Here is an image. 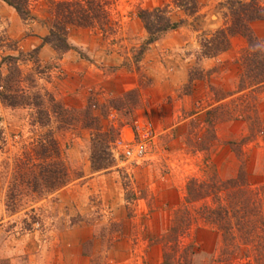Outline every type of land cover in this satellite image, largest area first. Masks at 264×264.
I'll list each match as a JSON object with an SVG mask.
<instances>
[{"label": "rangeland", "instance_id": "374dc122", "mask_svg": "<svg viewBox=\"0 0 264 264\" xmlns=\"http://www.w3.org/2000/svg\"><path fill=\"white\" fill-rule=\"evenodd\" d=\"M106 2L117 30L101 35L71 28L70 49L58 53L41 42L45 0L32 4L33 19L20 18L0 0V93L8 85L20 103L10 107L0 100V264H158L160 250L148 244L165 228L189 178L227 179L240 166L251 181L264 178V137L242 140L247 131L241 121L216 122L211 128L203 122L208 106L240 109L238 98L245 93L248 115L255 113L264 124V87L236 91L235 59L245 39L231 36L225 51L201 56L199 41L224 23V0H195L193 16L173 8L170 0ZM163 5L182 23L143 45L137 11ZM250 31L264 50V20L253 21ZM8 55L17 59L2 61ZM134 121L147 122L150 129L138 162L122 152L123 139L137 136ZM106 125L116 129L112 166L93 170L90 138L98 129L93 140L101 145ZM210 132L214 140L208 145ZM50 139L58 145V159L82 177L6 211L12 162L31 155L37 141ZM195 243L194 258L210 262L216 235L202 230Z\"/></svg>", "mask_w": 264, "mask_h": 264}, {"label": "trees", "instance_id": "16d2710c", "mask_svg": "<svg viewBox=\"0 0 264 264\" xmlns=\"http://www.w3.org/2000/svg\"><path fill=\"white\" fill-rule=\"evenodd\" d=\"M2 1L20 18H34L31 9L37 0ZM170 3L187 16H193L196 12L195 0H170ZM223 5L228 10L224 23L213 31L211 37L199 41L201 56L214 57L228 48L231 36L243 37L246 45L235 59L239 65L236 91L258 90L264 87V50L260 40L251 34L250 24L264 20V6L261 0H224ZM44 13L42 24L46 34L41 42L58 53L70 49L66 36L71 28L93 29L101 35L112 33L118 28L110 17L106 0H45ZM137 17L145 32L143 45L152 43L182 23L171 18L166 5L140 9ZM5 59L15 60L17 57L8 55L2 61ZM4 87L6 92L0 93V100L10 107L20 105L15 101L16 95L8 92L9 86ZM131 92L126 91L123 96ZM246 96L243 93L238 98L240 109L229 108L227 111L220 105L208 106L203 122L211 128L216 122L241 121L247 131L242 140L264 137V124L255 113L253 117L247 113L250 106L244 101ZM124 107L126 110L133 108L126 104ZM199 112L197 110L194 114ZM96 132L98 129H94L90 138V166L93 170H104L112 166L110 150L116 140V129L106 125L102 133L105 138L101 139L99 146L93 140L98 136ZM213 140L214 136L210 132L208 145ZM237 144L240 148L243 142ZM98 150L101 155H97ZM58 155V145L50 139L37 141L31 155L23 153L22 157L14 159L4 194L6 211L14 212L21 205L35 203L73 179L82 177L80 171L70 168L64 159H58ZM258 177L259 180L251 181L245 167L240 166L236 175L227 179L215 175L201 180L189 178L181 200L168 212L165 228L148 244L159 248L158 264H264V178L262 175ZM33 219L32 215L30 223ZM21 222L24 223V220ZM202 230L213 232L217 237L216 254L210 262L194 258L197 251L195 234ZM191 231L194 232L192 237L184 241Z\"/></svg>", "mask_w": 264, "mask_h": 264}, {"label": "built area", "instance_id": "2783aa9c", "mask_svg": "<svg viewBox=\"0 0 264 264\" xmlns=\"http://www.w3.org/2000/svg\"><path fill=\"white\" fill-rule=\"evenodd\" d=\"M134 130L137 131V136L123 139L122 152L123 156L132 162H138L143 159L146 148V141L150 135L149 124L147 122L134 121Z\"/></svg>", "mask_w": 264, "mask_h": 264}]
</instances>
